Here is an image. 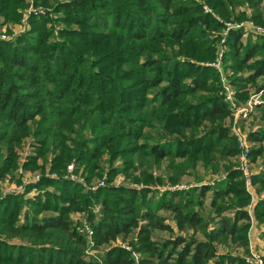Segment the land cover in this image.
<instances>
[{"label":"trees","instance_id":"obj_1","mask_svg":"<svg viewBox=\"0 0 264 264\" xmlns=\"http://www.w3.org/2000/svg\"><path fill=\"white\" fill-rule=\"evenodd\" d=\"M31 2L45 14L30 16L13 41H0V181L14 176L17 149L29 139L33 155L21 167L41 178L26 186V194L38 191L33 199L0 195V264H135L132 253L139 264H245L217 248H248L252 220L264 226V199L249 213L243 174L224 164L240 150L225 127L230 111L218 94V74L202 64L215 59L218 37L211 33L232 20L231 7L251 8L252 22L264 28L257 11L264 0H205L220 21L194 0H0L3 23L19 24ZM241 32L229 31L223 63L235 74L250 72L232 80L244 102L241 82L264 90L257 84L264 78V36L243 42ZM248 141L258 145L248 150L252 162L264 153V129ZM167 159L173 184L198 165L214 173L222 167L225 176L165 191L155 204L149 188L163 182L150 171ZM47 162L46 172L58 179L45 174ZM70 164L89 184L107 167L106 186L91 191L62 179ZM119 174L145 188L112 185ZM251 180L264 188V173ZM161 210L179 233L191 235L152 241L155 230L173 232ZM71 214L92 229V247ZM134 230L132 253L114 246ZM101 248L102 260L84 259Z\"/></svg>","mask_w":264,"mask_h":264},{"label":"rangeland","instance_id":"obj_2","mask_svg":"<svg viewBox=\"0 0 264 264\" xmlns=\"http://www.w3.org/2000/svg\"><path fill=\"white\" fill-rule=\"evenodd\" d=\"M60 1H63V0H60ZM194 1H196L199 4L202 3L204 5H208L205 3V0H194ZM231 10L233 11V12H231L232 13V18H231L232 20H226V21L223 20L225 22H223L222 30H219L218 32L214 31L211 33V37L212 36L218 37V41L215 43V45L213 47L215 55H216V52L219 50L220 41L222 39L223 34L226 31L225 23H230V24H236V23L252 24L253 23L251 20V17L253 15V10L251 8H248L245 5H241V6H237V7H231ZM257 11H258V13H260L262 15L263 22H264V4L263 3L260 5V8ZM213 13L219 19V16L216 14V12L214 10H213ZM240 14H243L245 16V18L242 20H235L234 18H237V16H239ZM220 20L221 19H219L218 21H220ZM1 22H3V20ZM3 24L4 23H1L0 25H3ZM14 26L15 25H13L11 23H6L5 28H3V26H0V32L4 31V33L6 35L12 36L14 33V29H13ZM56 26H58V24ZM254 26L264 29L262 26H259L257 24H254ZM241 33H243V36H242L243 42H246L248 38H250V37L252 38V36L253 37L255 36L249 30H243ZM224 51H225V48H224ZM209 63L205 62L202 65L209 64ZM228 63H230V62L228 61ZM224 67H225V65H224ZM224 70H229L230 74H228V73L226 74L227 81H229V84L233 87L234 91L237 93L238 91L236 90V85L234 86V84L232 83V80L235 79L236 77L246 78V77H248V74H250V72L247 70H243L242 73L235 74L229 68H227V69L225 68ZM257 84L259 86L264 85V78L259 79ZM241 85H243L242 87H244V91H246V93H247V98L244 102H241L240 100H238L237 94H236V106L234 109H231L229 107V105L226 103L228 106V109L230 111V114L225 119L224 123H225V127L230 132V136H232L235 139L236 145H237V139L233 134V129H237L241 133V135H243L246 138L247 148H248V150H250L253 147H257L258 145L252 144L248 141V134L251 132H256V131L264 129V121H263V117H262V115L264 113V90L255 89L250 84H246V82H241ZM218 86H219V81H218ZM248 103H251V105L253 107L251 112H249L247 115H244L241 113L238 114L236 112L237 109L242 110V109L246 108ZM151 133L153 135L154 131H152ZM30 143H31L30 139L26 140V142H24L22 148L17 149V151L20 155L19 156L20 159L18 161L19 162L18 169L14 173V176L9 175L0 181V195L3 196L5 193L13 191L15 188L22 186L25 181H30L32 177H34L35 175H38V173H40L38 171H36V172H31L28 170L25 171L21 167V165L26 162L27 157L33 155V151L31 150V147H30ZM263 146H264V144H263ZM237 147H238V145H237ZM237 158H238V155L235 157H230V158L226 159L224 164L229 165V167H232V169L236 170V167L239 165V161ZM247 160L249 163L248 174H249L250 180L253 176H257V175L261 176V174L264 173V153L261 156L256 157L252 162L250 161V157H248ZM48 162L46 164L44 163L45 174L47 173V176L50 179H58L57 175H55V174L50 175L48 172H46L48 170L47 169V167L49 165ZM177 162H180V161H177ZM39 163L42 164L41 161H39ZM158 165H153L154 168L150 172H152L153 176L160 177L163 183L158 185V186L150 187L149 188L150 191H149V194L147 196V199L152 200V203H155V204L158 202V199L160 198V195L163 192H165V191L171 192L168 188L173 186V185L185 186L186 188L179 190V191H187L189 188H192V187L199 188L200 186H204V185H213L214 182L223 179L225 176V172H224V169L222 167L219 168L218 172L214 173L211 169L208 168L207 170H205L201 165H198L195 170H191V169L186 170L189 172L187 174L181 176L179 178V180L173 184V183H170V180L168 179L172 175V172H171L172 170L169 169L167 166L168 165V159L163 160L160 163V166L157 168ZM115 167L120 168L121 163L117 161L115 164ZM107 169H108L107 167H104V169H103L104 172L102 173V176L95 180L98 183L104 181L103 187L106 186V179H107V175H108ZM237 171H239V170H237ZM73 174H74V176L78 177L77 178V179H79L78 182L81 181L79 184L82 187H84L83 185H87V186L91 185V184H89V182L86 181V179H85L86 176H85V174L82 173L81 170L74 171ZM62 175H63L62 179H66L65 177L68 175L67 174V168L62 173ZM242 178L244 179L243 175H242ZM130 179L131 180L127 181L124 179L123 174H119L114 178L112 185L117 186V187L118 186H124V187L128 186L131 188H135L137 190L145 188L141 184L134 183L132 181V178H130ZM30 183H36V182H30ZM90 183H92V182H90ZM261 187L262 186L260 183H258L257 185H253L252 180H251V186L250 187L246 188V186H245L246 190L251 194V198H252L249 207H247L248 212L251 214H252V207L256 204V202L261 198L264 199V188H261ZM48 191H53V188H48ZM37 194H38V191H36V190H32L30 193L26 194V188H25V191L22 194H18V195L26 197L25 199H27V198L33 199V197H35ZM210 199H211V193L209 192V193H207L206 198L204 200V202H205L204 203V210L205 211H207V209H208L207 207H208V204L210 202ZM24 209H26V207ZM158 216L163 217L166 220L165 221L166 225H169L170 227H171V225L175 226L173 219H172V215L168 211L161 210V211H159ZM70 218L73 221L78 220L77 219L78 217L75 214H71ZM254 224H256V226L252 232H255L256 229H257V231H259L261 228H264L263 225H259V224H257V222L255 220H252V222L250 223L249 231H248V241H249V233H250ZM211 226H212V224L210 225V227ZM186 233L187 234L179 233L177 230L176 231L173 230L172 233L155 230L151 234V240L155 241V242H162V241H166L170 238H174L176 236H189V235H191L192 231L188 230ZM136 234H137V230H134L133 233L131 235H129L128 239L125 241H121V239L118 238V240H117L118 243H117V241H115L114 246L119 247L118 244H122V243L129 244V240L135 241L136 240L135 239ZM196 238L202 239L200 234H197ZM12 243L20 244V242L18 240H13ZM255 248L254 247L252 248L248 242V248L246 250H244L242 248H238V247L227 248V247H223V246H218L217 250H218L219 254H225L227 252H230L233 256L242 258L244 260V263L248 264L246 260L248 259L251 251L259 252L264 256V251L260 250V247L257 246ZM105 249L106 248H101L100 250H98V252L97 251H95V252L90 251L87 254H85L84 259L88 260L89 258H92L93 260L100 261V260H102V255L106 251Z\"/></svg>","mask_w":264,"mask_h":264},{"label":"built area","instance_id":"obj_3","mask_svg":"<svg viewBox=\"0 0 264 264\" xmlns=\"http://www.w3.org/2000/svg\"><path fill=\"white\" fill-rule=\"evenodd\" d=\"M31 1V0H30ZM203 13L208 14L210 16H213L215 19L219 20L216 15H214L213 10L208 6L203 4ZM47 10L43 9L41 7H36L32 4L23 12L22 18L20 20V23L14 26V33L12 36L6 35L4 31L0 32V41H5V42H10L15 39V37L21 33H24L28 28V19L30 16H42L45 14ZM2 19H0V24L3 23L1 22ZM5 28V24L0 25ZM225 33L222 36V39L220 41V46L219 50L216 52L215 59L210 62L209 64H205L206 67H209L213 70H215L218 74L219 78V96L222 98L224 103H227L231 109H234L236 106V92L234 91L233 87L229 84V81H227L226 74H230L229 70H224V63H223V53H224V48L223 44L228 36L229 31H237V30H249L252 32L255 36H264V29L260 27L254 26V24H245V23H236V24H230V23H225ZM246 34V33H245ZM253 109L251 103L247 104V107L240 110L237 109L236 112L238 114H244L247 115L251 110ZM233 134L237 139V145L238 149L240 150V153L238 155V161L239 165L236 167V170H239L242 172L244 176V181H245V186L246 188L251 186V180L249 178L248 174V148H247V141L246 138L241 135V133L237 129H233ZM74 165L70 164L67 166V176L65 177L66 179L75 182V183H80L78 182L79 179L78 177L74 176ZM41 178L40 175H35L34 177L31 178L30 181H25L22 186H19L15 188L13 191L7 192L6 194L10 195H18L22 194L25 191V188L27 184L30 182H37ZM86 189H89L91 191H95L98 188H101L104 186V181L103 182H92L91 185H83ZM90 187V188H89ZM186 188L185 186H180V185H173L169 187L168 189L170 191H177V190H182ZM77 219H79L82 222V228L79 229L81 233H84L87 238L89 239V246L92 247L94 245L92 236H93V231L92 229L84 222V220L79 216ZM118 243V241H117ZM119 247L125 249L128 252L132 253V248L129 246V244L122 243L118 244ZM93 252V251H91ZM132 258L134 260L135 264H139V255L136 253H132ZM248 264H264V256L256 251H251L248 259L246 260Z\"/></svg>","mask_w":264,"mask_h":264},{"label":"crops","instance_id":"obj_4","mask_svg":"<svg viewBox=\"0 0 264 264\" xmlns=\"http://www.w3.org/2000/svg\"><path fill=\"white\" fill-rule=\"evenodd\" d=\"M256 224L253 225L250 233H249V245L253 248L260 247V250H263L264 241L261 239V232L264 228H261L259 231L252 232L255 228ZM260 227V226H259ZM262 227V226H261ZM171 228L176 231L175 226L171 225ZM256 249V248H255Z\"/></svg>","mask_w":264,"mask_h":264}]
</instances>
